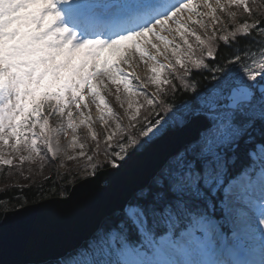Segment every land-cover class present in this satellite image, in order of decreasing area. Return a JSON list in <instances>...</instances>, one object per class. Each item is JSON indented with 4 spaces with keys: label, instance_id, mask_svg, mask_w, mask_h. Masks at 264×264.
Returning a JSON list of instances; mask_svg holds the SVG:
<instances>
[{
    "label": "snow or ice",
    "instance_id": "snow-or-ice-1",
    "mask_svg": "<svg viewBox=\"0 0 264 264\" xmlns=\"http://www.w3.org/2000/svg\"><path fill=\"white\" fill-rule=\"evenodd\" d=\"M221 43L235 80L184 106L196 135L124 201L90 258L70 264H264V11L250 0H0V165L12 166L8 150L21 164L66 155L54 138L71 129L68 147L95 175L101 164L77 138L84 126L99 150L94 107L119 168L173 120L169 101L196 91L194 70L224 72L206 63Z\"/></svg>",
    "mask_w": 264,
    "mask_h": 264
},
{
    "label": "water",
    "instance_id": "water-1",
    "mask_svg": "<svg viewBox=\"0 0 264 264\" xmlns=\"http://www.w3.org/2000/svg\"><path fill=\"white\" fill-rule=\"evenodd\" d=\"M196 132L195 123L168 130L119 168L99 170L74 184L67 196L5 212L0 221V264H43L79 248Z\"/></svg>",
    "mask_w": 264,
    "mask_h": 264
},
{
    "label": "trees",
    "instance_id": "trees-1",
    "mask_svg": "<svg viewBox=\"0 0 264 264\" xmlns=\"http://www.w3.org/2000/svg\"><path fill=\"white\" fill-rule=\"evenodd\" d=\"M250 7H252L254 11H264V0H256L255 4L251 3L250 0ZM237 22H240L239 17ZM219 48L220 52L218 55L215 58H207L206 63L211 66L213 59L218 60L220 66L224 68V72L214 73L207 70H194L191 77L195 78L196 91L181 90L169 101L174 107L171 112L168 113V116H172L173 113H175V115L168 127L172 125V127H177L186 119L187 114L179 110L180 106H192L196 104L198 95L217 87L222 76L229 72L234 66L227 63V60L232 59V49L225 47L222 43L219 44ZM214 76L215 78H213ZM174 83L176 82L174 81ZM161 114L163 115V113ZM168 116H166L165 119H167ZM79 139L86 144L85 149L87 155H93L95 153L93 162L101 164L96 171L110 166L106 162L104 138L99 137V150L96 149V144L92 138L85 132L81 131ZM115 150V145H113L110 151ZM41 155H44L43 148L41 149ZM116 162L121 161L117 158ZM89 165L90 162L87 161L86 157L65 160L62 158L54 159L50 154L45 156L43 160L37 158L34 164L0 165V220L7 210L37 202L51 196L67 195L75 182L91 175V168ZM118 219L119 214L108 218L104 222L103 229L108 231L114 223L118 222Z\"/></svg>",
    "mask_w": 264,
    "mask_h": 264
},
{
    "label": "rangeland",
    "instance_id": "rangeland-1",
    "mask_svg": "<svg viewBox=\"0 0 264 264\" xmlns=\"http://www.w3.org/2000/svg\"><path fill=\"white\" fill-rule=\"evenodd\" d=\"M130 71H131V69H130ZM136 71H137V73L141 76L142 79L145 78V68H144L143 64H141V65L136 69ZM226 75H231V76H232V79L235 80V78H236V76H237V73L235 72V69H234L233 71H230V72L224 74V76H222V78H221L219 84H217L218 86L224 81ZM218 86H217V87H218ZM112 88H113V91H115L114 86H112ZM149 90H150V91H154L155 89L152 88V87L150 86V89H149ZM107 99L109 100V102H110L111 106L113 107V109H114L116 112H118L121 116H123V115H124V113H123V109H121V108L119 107V105H118V103L115 101V99H114L112 96L107 97ZM125 106H126V105H125ZM184 106H185V105L180 106V107H179V110H180V111H184V113H187V109H185ZM187 106H188L189 108L192 107V106H190V105H187ZM73 112H74V115H77V116H78V113H76L75 109H73ZM97 115H98V113L96 112V109L93 107V109H92V116H93V119H94V121H95V123H94V125H93V130L97 132L98 136H101V138H104V134H103V132H102V127H103V126H102L101 123L96 119ZM125 122H126V121H125ZM51 124H52L53 127H55V126H56V120L53 119V120L51 121ZM83 128H84L85 130H87V128H85L84 126H81V129H83ZM168 128H169V127L166 125V126H165V129H164L161 133L157 134L155 137H157V136H159L160 134H162V133H163L165 130H167ZM81 129H80V130H81ZM80 130H78L77 133H79ZM87 132H88V130H87ZM72 136H73V132H72V130H71V129H67V134H66V135L62 133V134H60L58 137L54 138V139L59 140V145H60V147H61L62 149H64L65 152H66V155H65L64 153H61V154L57 155V156L54 157V158H59V157H60V158L68 159V158H67L68 156H72V157H75V158H81V157L78 155V153L81 151V149H80L79 147H76V148H74V149L68 147L69 142L71 141ZM155 137H153V138H155ZM38 143H39V142H38ZM78 143H81V142L78 140ZM54 146H55V145H54ZM26 154H27V153H25V155H26ZM5 158H12L13 163H15V162L20 163L19 156L16 155V154H14V153H12L10 150H8V151L5 153ZM24 162H31V160H29V161H24ZM116 163L119 164L118 162H116ZM257 171H258V170H257ZM231 229H232V227H231ZM232 231H233V229H232ZM102 234H104L103 231L99 234V237H98V238H95L93 241H91V243H90V245H89V248H87V249H83V250L79 251L77 254L73 255V258H72L70 261H68V262H65L66 260L63 259V261H61V264H62V263H63V264H65V263H66V264H70L71 261H86L87 259H89V258H90V255H91V253H92V251H93V247H94V245H99V243H100V239H101V235H102ZM231 236H232V234H231ZM231 236L229 237V244L232 243V241H231Z\"/></svg>",
    "mask_w": 264,
    "mask_h": 264
}]
</instances>
